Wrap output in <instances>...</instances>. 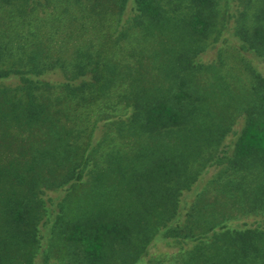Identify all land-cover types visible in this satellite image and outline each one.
I'll return each mask as SVG.
<instances>
[{
  "label": "trees",
  "instance_id": "trees-1",
  "mask_svg": "<svg viewBox=\"0 0 264 264\" xmlns=\"http://www.w3.org/2000/svg\"><path fill=\"white\" fill-rule=\"evenodd\" d=\"M111 1L122 27L103 44L83 40L87 26L76 31L56 22L45 30L40 15L21 33L0 27L1 138L16 125L24 138L41 129L54 143L36 152L20 147V172L15 160L0 163V264H12V245L22 248L25 264H165L150 253L164 240L187 245L178 249L180 264H264V222L228 223L206 201L222 189V202L236 211L264 214V74L243 61V80L220 51V67L215 60L203 65L198 53L227 26L241 50L264 59V0ZM52 20L47 14L42 22ZM151 31L159 48L145 52ZM128 36L147 59L123 67L114 47ZM116 85L124 90L113 99L107 93ZM111 102L116 124L109 134L89 118ZM68 154L67 163L59 159ZM10 173L15 181L4 184ZM41 182L52 190L42 194ZM79 190L94 198L69 209L68 196ZM53 239L72 247L70 263L49 258Z\"/></svg>",
  "mask_w": 264,
  "mask_h": 264
},
{
  "label": "rangeland",
  "instance_id": "rangeland-1",
  "mask_svg": "<svg viewBox=\"0 0 264 264\" xmlns=\"http://www.w3.org/2000/svg\"><path fill=\"white\" fill-rule=\"evenodd\" d=\"M33 3L27 4L22 3L21 5L17 2L13 3H7L5 1L0 0V27L8 29V32L12 33V30L17 29V32L20 31H27V29L31 28L32 24L37 23L38 15H40V27L44 28L45 30L53 25V23H61L67 26V28H75L76 31H79V27H89L88 32L84 33L82 29V36L83 40L91 36V41L96 42L100 41L102 44L104 41H106V37L108 34L112 35L113 37H116L115 33L118 28L122 27L121 23H118V17H116V9L114 8V3L111 0H31ZM69 9V10H68ZM63 11V12H62ZM70 13V14H66ZM64 14L63 18H55L54 15L58 14ZM73 13V14H72ZM47 14H50L51 17H53V20L51 23L49 22H42L44 20V17H46ZM30 19L32 22H30ZM123 21V18H121ZM65 21V22H64ZM110 23H112L110 25ZM93 26V28L91 27ZM117 25V26H116ZM116 26V28H114ZM136 32V31H134ZM216 32H219L222 34L221 36L223 38L219 39L215 45L211 46L210 44L204 48V51L201 49L198 51L200 54L199 60L203 58V65L210 63L211 61L215 60L216 63L219 66V57L215 58L220 51V56L224 60V64L226 63L229 66L230 73L233 71L235 74L239 75L243 80L247 78V73L245 72V68L242 66L243 61H248L252 66H254L258 71H260L262 74H264V59L252 55V53L244 52V50H241L238 46V44L234 41L233 36L231 35L229 29L227 28H221L220 31L217 29L213 32L215 34ZM133 33V32H132ZM78 32L72 34V38H75L74 41L80 40V37L77 35ZM152 34L151 31L150 35L145 36L148 38H143V35L139 32H137L136 35H139L144 40H146L143 45H146L147 47L144 49L146 52V49L151 47L154 50H157V46L151 44L152 42ZM135 35V36H136ZM130 36V35H129ZM123 38L120 41L119 46L114 47L115 54L113 59L117 62L122 64L123 67L127 66H137L140 64V62L147 59V55H142L139 53V50L135 48V37L129 38ZM224 36H226V39H224ZM41 38L48 39L47 35H44ZM212 38H209V40ZM72 43V41H71ZM209 43V42H208ZM33 45V44H32ZM140 47V46H139ZM58 48V46L56 47ZM71 49V48H70ZM70 51V50H69ZM54 52V49L52 50ZM3 67H6L5 65ZM220 67V66H219ZM214 73H210V75H213ZM211 83V80L209 84ZM239 84L238 81H234L233 86H237ZM122 89V85H116L113 86L112 89L107 93L109 95L113 96V99H117L118 93ZM103 101V99L101 100ZM101 101H96L94 103V108H100ZM107 104L106 106H108ZM116 104L114 102H111L109 107L107 109L102 110L103 112L99 115L98 113H95L91 115L89 118L90 120L97 119V122L100 124L105 123L107 125V129H103L105 133L112 134L114 131L115 126V115L113 114L112 109L115 108ZM93 112V111H92ZM98 114V115H97ZM88 122V121H87ZM87 122H84L83 126L87 127ZM67 123H71V121H68ZM104 125V126H106ZM13 131H16V134ZM65 131V128L63 129V132ZM103 133V132H102ZM101 133V134H102ZM1 135L4 136L2 132H0V163L5 164L9 163L11 160H15L14 162V168L13 171L20 172L22 171V168L20 167L21 163L17 161L18 151L21 149H30L38 147V145L42 142H45L46 139L41 132L33 133L31 135H27L24 138V135H26L25 131H22L21 129L17 128L16 125H13L11 129L6 130V139L4 140L1 138ZM5 137V136H4ZM50 137V135H49ZM68 141L73 139V134L71 135L69 133L68 135ZM233 136L229 134L226 136L225 142H229L232 140ZM62 144V143H61ZM49 145L47 141L45 142L43 148ZM54 145L50 144L49 146L52 147ZM65 144H63L62 150L64 149ZM42 148V149H43ZM76 149L79 150L80 148L76 146ZM26 156H30V152L26 154V152H23ZM46 153H48L46 151ZM70 154L66 155L64 158L61 159L64 163L68 162V157ZM41 155L38 153L36 157H40ZM56 159V156L53 155L48 162L44 163L43 165L39 166L37 169L46 168L47 165H51ZM6 164V165H7ZM217 164L209 165L205 172H203V176L205 177L204 180L210 179V177L213 176V173L216 170ZM17 168V169H16ZM16 169V170H15ZM35 170V172L37 171ZM62 169V168H61ZM60 169V170H61ZM46 172V170H44ZM34 172V173H35ZM32 173V172H31ZM12 173L9 175V179L4 181V184H10L15 181V178ZM27 175V174H26ZM29 175V172H28ZM34 175V174H33ZM38 177L40 180L42 179L39 175H34ZM42 176H44L42 174ZM215 179V177H213ZM43 182V181H42ZM40 183L38 188L43 191L42 194H44L46 191V194L49 193L52 189H49L45 184ZM217 182V181H215ZM49 189V190H48ZM212 189H217V185H213ZM189 193H193L192 189L186 190ZM93 191L86 192L84 190L79 191H73L69 196L68 199L70 201V207L69 209L75 210L77 206H86V202L88 200L94 198L92 195ZM216 194L212 193L208 196L206 199L207 202L213 201L212 204L215 205L214 214L217 215L218 218L225 217V221L228 223H240L242 220L246 219L248 221H255L260 220L261 223L264 222V214H260V210L255 212H249V213H243L240 211H236L232 204L229 202H222L224 200H227V195L225 192H222V189H219L218 192H215ZM221 201V202H220ZM228 201V200H227ZM245 208L248 206V204L244 205ZM80 212V211H79ZM1 216V215H0ZM46 214L43 215L41 222L43 219H45ZM1 220V219H0ZM264 226V225H263ZM60 241V240H58ZM58 241L55 244V240L53 239L52 242L49 245L48 249V255L49 258H54L56 260H61L64 263H70V257L72 254V247L69 245H63L58 244ZM61 242V241H60ZM168 242L159 241L155 246H152L150 248V253L153 257V259L159 258L164 261L165 264H168L169 257H172V254H175L173 264H180L178 262L177 253L179 252V247L186 248L187 245L179 242L178 244L174 242ZM13 249H10V252L14 255L11 257L12 264H25L26 259L24 254L22 255V248L19 250L15 248V245H12ZM48 246V243H47ZM159 256V257H158Z\"/></svg>",
  "mask_w": 264,
  "mask_h": 264
}]
</instances>
